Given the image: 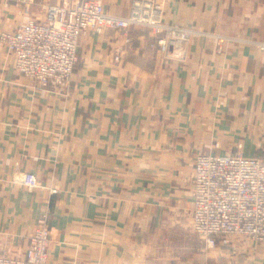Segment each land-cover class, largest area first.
Returning <instances> with one entry per match:
<instances>
[{
  "label": "crops",
  "instance_id": "1",
  "mask_svg": "<svg viewBox=\"0 0 264 264\" xmlns=\"http://www.w3.org/2000/svg\"><path fill=\"white\" fill-rule=\"evenodd\" d=\"M79 1L1 0L0 34ZM161 3L191 32L183 59L146 27L85 31L67 90L31 84L0 42V255L23 259L47 215L48 264H264V244L209 249L191 227L198 154L264 159V0Z\"/></svg>",
  "mask_w": 264,
  "mask_h": 264
},
{
  "label": "built area",
  "instance_id": "2",
  "mask_svg": "<svg viewBox=\"0 0 264 264\" xmlns=\"http://www.w3.org/2000/svg\"><path fill=\"white\" fill-rule=\"evenodd\" d=\"M35 0H16L28 12ZM1 4V0H0ZM44 19L27 18L14 32H2L0 42L13 58L15 70L42 89H69L85 31L149 28L166 56L183 59L191 32L166 25L161 0H133L127 17L106 12L104 0L47 5ZM30 191L42 188L33 173L20 175ZM52 193L55 190H51ZM191 227L209 249L220 237L244 238L264 244V159L243 155L200 153L195 157ZM52 241L47 215L29 238L25 257L0 255V264H48Z\"/></svg>",
  "mask_w": 264,
  "mask_h": 264
}]
</instances>
